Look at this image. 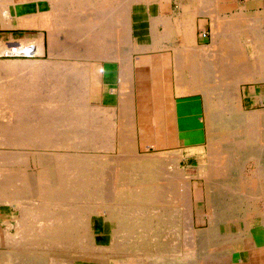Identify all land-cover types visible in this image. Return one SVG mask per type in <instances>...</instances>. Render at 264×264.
<instances>
[{"label":"bare ground","instance_id":"obj_1","mask_svg":"<svg viewBox=\"0 0 264 264\" xmlns=\"http://www.w3.org/2000/svg\"><path fill=\"white\" fill-rule=\"evenodd\" d=\"M85 6H88V3ZM88 15L65 16L55 12L50 18L52 20L49 33V65L32 63L33 65L26 67L25 72L27 73L21 75L15 82V87L0 91V105L2 106L0 110H8L11 114H16V121L12 125L9 126L8 122V125H6L7 123L0 124V148L6 150L0 149V179L10 178V183L13 182L11 183L13 187L7 188L8 191L6 188H1L3 193L0 195V204H8L16 212V216L12 220L4 222V225L0 224V261L2 259L3 264H119L113 260L114 255L117 256L123 252V254L125 252L155 254L154 257L144 258L149 260L158 257L162 249L166 246L170 248V244H172L174 246V248L171 247L172 251L177 253L184 251V248L190 249L188 251L190 257L197 258L193 259L196 261V263L192 262L193 264H207L203 260L202 262L198 261L201 257L199 255L210 254L211 251H217V249H226V259H230V264H232V260H234L233 244L236 241H241L244 247L250 249L253 261L254 250L260 249L261 244H264V233L255 237L247 234L246 223L251 218L250 216L243 217V219L239 217L240 220H238L243 222V225L239 226L241 235L239 234L238 237L235 234H232L231 237L226 236V245H223V242H215L210 246L208 242L205 245L199 244L195 241L199 235L188 236L183 221L185 219L187 222V217L191 218V231L194 232L196 228L193 223L197 222L198 224L204 219L203 223L207 218L209 225H212L209 228L210 231L216 230L213 233L216 235L218 223L223 221L220 219H224V216L211 219L212 204L216 203L215 209L222 208L223 212L220 214H224L226 210V217H230L232 214V212L227 213V210L234 209V214L236 211L240 213L245 210L242 208L248 205L247 202L252 199L251 193L254 186L260 183V177H264V133L262 128L257 130L245 127L244 123H227L226 118L231 120L239 118L236 114L237 110L227 108L226 93L209 92V96L207 95L210 97L207 103L209 112L206 113L215 121V124L207 127L208 153L205 155L206 158L201 163L197 175L198 178L203 179L205 188V199L202 203H195L193 200L192 171H181L177 169L176 164L173 167V160H176L175 155H170V153L168 155L140 154L138 152L136 132L140 134L142 150L152 146L156 149L159 144L154 140L162 137L160 129L155 130L154 127L141 125L137 131L138 127L131 125L126 127L125 135L129 138H126V141L120 143L118 147L120 152L122 148L124 153L121 152L122 156L118 158L110 159L111 155L108 154L117 149L113 139L114 116L107 111L109 109H101L99 105L102 101V92L105 90L102 89V83L109 84L114 79L109 71L100 76L99 72L94 69V65L89 66L85 62L99 59L98 57H104V59L116 57L112 50L114 45L111 43L113 42L107 38V31L111 34L114 25L113 19L107 17L108 14L104 12L100 15L102 17ZM122 16L123 20L119 23L121 27L123 23H128L126 14H122ZM103 17L104 19L101 20ZM96 29L105 33V40L92 39V31ZM216 29L218 28L216 27ZM236 31L232 30L233 34H226V41L229 40V43L237 44L236 34L238 32L236 33ZM251 31L254 32L252 29ZM228 32L226 31V33ZM166 33L168 32L166 31ZM243 33L245 34V32ZM158 35L156 34V36ZM254 35V44L260 46L256 35ZM77 38L79 43L74 42ZM218 38L216 37V39ZM95 42L100 49L99 52L96 51ZM152 42L154 41L152 40ZM21 44L7 46L8 50H2L0 54L5 55L13 48L21 49L26 46ZM37 46L39 47V45ZM37 46H34L36 54L41 51V48L38 49ZM89 52L91 55H88ZM61 58H69L74 62L70 64L56 62V59ZM14 66L12 65V67ZM75 66L79 70H75ZM257 68L255 69L253 65L249 70L260 71L259 67ZM66 69H72L74 75L71 79L72 87H68L71 91L64 94L62 80H64L63 73ZM122 71L125 73V70ZM179 74L180 71L176 75ZM121 77L123 91L120 95V102L125 107L124 110L129 109L128 114L131 116V97L126 86L127 80L124 75ZM191 77L195 82L199 79L197 73L192 74ZM243 78L244 76H241L242 80H244ZM176 81L174 82L177 83ZM92 83L95 85L90 86ZM110 92L114 93L113 90ZM15 95L22 96L24 99L18 101L15 99ZM212 100L215 102L210 103L213 102ZM78 103H80V107L77 106ZM26 104L31 105L32 108L28 110ZM230 112L232 115L228 116L231 114ZM120 113L121 111L116 114L121 115L122 113ZM244 119H253L257 122L259 120L258 126L264 127V110L256 112L255 116H246ZM129 120L132 122V116L129 117ZM192 130L186 131L187 138L197 140L198 132ZM194 131L195 133H192ZM173 132L174 129H170L169 135L173 136ZM226 141L233 143L236 149L229 153L237 159L233 162L226 161ZM12 149L28 151L16 153V151H11ZM32 155L33 158H31ZM29 162L37 168L38 166L42 167V171L36 176H31L23 186H17L13 178L15 170L21 165L26 166ZM247 164L252 167V171L249 176H242L240 170H246ZM106 184L107 187L110 186V191L115 192L114 195L107 197L104 194L103 188L105 189L104 185ZM227 190L234 192L235 195H225ZM24 193L32 195V201L30 200L31 203L27 205L19 203L24 199ZM253 198L256 199L254 195ZM226 200H230L233 204L227 205ZM206 207L209 209V215L199 219V216L206 212ZM92 215H103V219L108 223V243L98 244L91 239L90 218ZM256 217L260 219V226L264 229L263 216L259 214ZM196 219L197 221H195ZM214 235L212 238L219 240L216 236L213 237ZM188 238L191 240L193 238L192 246L188 244L189 248L186 245V242H189ZM220 243L221 245H219ZM123 254L120 256L121 259L124 258ZM139 256L141 257V255ZM212 260L215 261V259ZM147 264L151 263L147 262Z\"/></svg>","mask_w":264,"mask_h":264},{"label":"crops","instance_id":"obj_2","mask_svg":"<svg viewBox=\"0 0 264 264\" xmlns=\"http://www.w3.org/2000/svg\"><path fill=\"white\" fill-rule=\"evenodd\" d=\"M88 2L91 5L90 9L85 6ZM104 3L109 5L104 13L108 14L107 17L113 19L112 23L117 31H120L119 23L123 20L121 17L124 16H121L122 13L118 12L119 6L127 3L126 8L121 11L126 14L128 27L130 26L129 53L126 57L95 59L85 62L89 66L94 65V69L99 72L100 76L109 71L114 79L109 84L102 83V89L106 90H103V92L113 90L114 94L110 93V99H107L106 102L102 100L99 105L101 109H109L107 111L114 116L113 139L117 149L113 153H118L119 144L129 138L125 133L130 125L138 127L137 131H139L141 125L154 127L155 130L160 129L162 137L154 140L159 144L156 149L152 146L142 150L140 148V134L136 132V144L139 147L140 154L168 155L174 153L178 169L192 171L193 191H198L201 200H203L205 196V188L202 187L203 179L198 178L197 175L200 165L208 153L207 127L215 124V121L206 113L210 98L208 97L209 92L225 93L226 76L238 71L240 74H244V80H241L237 85L240 110L245 113L264 110V0H208V2L207 0H0V53L7 46L19 45L21 42H27V40L34 41L37 44L42 42L45 52L49 45L48 39L52 20L50 18L55 12L65 16H89L88 14H90L102 17L100 16L103 13L101 6ZM5 16L7 17L5 18ZM103 19L104 17L101 20ZM164 19L166 20L164 21ZM252 20L258 21L254 23L256 27L254 26L253 29L260 32V46L253 42V32L249 25ZM232 30L238 32L237 44H231L229 40L226 41V31ZM184 31L190 34L188 41L183 38L182 32ZM201 32H207L208 38L201 39L199 35ZM156 34L159 35L156 36ZM215 36L219 38L216 39ZM206 51L207 53H205ZM240 52L243 54L242 56ZM43 57H46V59H42ZM48 57L43 55L36 58L47 60ZM226 58L229 63L227 72ZM68 60L71 61L72 59L61 58L56 59V62L66 64L74 62V60L71 62ZM3 61L5 59H0V62ZM233 62L237 65H234ZM193 63L197 64L194 65ZM251 63H254L255 69L260 67V71L253 70L254 73L251 72L245 76V70L252 66ZM123 64L127 65L126 69L124 68L125 73L122 71ZM176 70H178V73L180 71L179 75H176ZM255 71H257V74ZM195 73L199 77L197 82L191 77ZM123 75L126 77V86L131 97L130 115L132 116V122L129 120V117H131L128 114L129 109L126 108L125 111V107L120 102V95L123 91L121 76ZM11 79L10 75L0 73V84ZM189 80L190 82H188ZM212 83L214 84L212 85ZM205 86L207 87L205 88ZM120 111L122 114L118 115ZM116 123H119V127ZM244 126L257 130L258 128L264 129V127L258 126L257 121L244 122ZM170 129H174L173 136L169 135ZM192 129L198 132L197 140L187 138L186 131L190 132ZM192 133H195V131ZM3 206L11 209L8 205ZM11 210L16 216V212L13 209ZM4 221H8L5 213L0 216V223ZM200 223L197 224L196 222V230L208 228L207 218H205V222ZM232 224H239L238 226H240L243 225V222L237 221V223H234L233 221ZM218 226L216 238L221 240L224 243L223 245H226V235L228 233H226V219L219 222ZM238 226L236 231L230 233L237 234L241 232ZM258 226H260V221L256 225H252L251 228H258ZM233 246L234 260H232V264H252L250 249L244 247L241 241H236ZM212 253L213 259H216L212 264H226V249H217ZM254 255L257 259L254 264H264V244H261L260 249L254 250Z\"/></svg>","mask_w":264,"mask_h":264},{"label":"rangeland","instance_id":"obj_3","mask_svg":"<svg viewBox=\"0 0 264 264\" xmlns=\"http://www.w3.org/2000/svg\"><path fill=\"white\" fill-rule=\"evenodd\" d=\"M91 2V1H90ZM92 3V2H91ZM126 6H127V3L124 5V3L122 4V5H120L119 6V13H122V14H125L123 11H121L122 9H125L126 8ZM89 9L91 8V5L89 4V2H88V6H87ZM102 9H101V11L102 12H105V10L107 9V8H109V5H107V4H103L102 6ZM116 14V13H115ZM122 16V15H121ZM80 17H82V16H80ZM128 21V20H127ZM255 21V22H254ZM251 22V21H250ZM256 22H258V21H256V20H252V22H251V25H250V27H251V29H253L254 28V23H256ZM113 27V26H112ZM119 27H120V31L118 30L117 31V29H115V25H114V28H113V31H112V33L110 34V32L109 31H107L108 32V35H107V38L108 39H111V42H113V43H111L112 45H114L113 46V53L114 54H116V57H113V59L114 58H121V57H126L127 55H128V53H129V47H128V44H129V36H130V32L127 30V28H128V23H123L122 24V27L119 25ZM256 27V26H255ZM112 29V28H111ZM110 29V30H111ZM254 30V29H253ZM106 32V33H107ZM117 32H119V33H117ZM253 32V31H252ZM183 33V37L185 38V41H188V39H189V36H190V34L188 33V32H186V31H184V32H182ZM233 34V32L232 31H230V32H228V33H226L227 35H229V34ZM260 32L259 31H254L253 32V35L255 34L256 35V38L258 39L257 41H258V43L260 44V41L259 40H261V37H260V34H259ZM105 34V33H104ZM103 33H101V31L99 30V29H96V30H93L92 31V34H91V36H92V39H96V40H98L99 41V39L100 40H105L104 38H105V35H104ZM254 35V36H255ZM118 36V37H117ZM236 36H237V34H236ZM227 38V37H226ZM201 39H204V38H202L201 37ZM78 40V38L74 41V42H76V43H79V40ZM29 41H27V42H24V43H22V44H24V45H27V44H33L34 46H37V45H39V47L37 46V48L39 49V48H41L40 50V52L39 53H37L36 55V57H40V56H49L50 55V41H49V39H48V49L47 50H45V52H44V49H43V47H41L42 46V42L40 43H33L34 41H32V42H29ZM97 42H95V48H97V50L96 51H98L99 52V47H97V44H96ZM128 43V44H127ZM188 43V42H187ZM21 44V45H22ZM20 45V44H19ZM14 47V46H13ZM5 50H8L7 48H5V49H3V51H5ZM226 54H227V52H226ZM241 55H243L242 53H240ZM3 54H0V56H2ZM88 55H91V52H89L88 53ZM102 55V54H101ZM97 56H98V53H97ZM102 56H104V55H102ZM49 58V57H48ZM99 59L101 58V59H104V57H98ZM0 59H5V61H3V62H0V73H4L5 72V74H7V75H10L11 77H12V79L11 80H7L5 83H2V84H0V91L1 90H9V89H12L13 87H15V82H17V80H18V78L19 77H21V75H23L24 73H27V72H25L26 71V67H29V66H31V65H33V64H35L36 62H37V64L39 63V64H43V66H47V65H49V63H50V61H49V59H47V60H40V59H38V58H32V59H23V58H3V57H0ZM42 59H46V57H43ZM64 59H69V58H64ZM99 59H97V60H99ZM106 59H108V58H106ZM91 60H93V59H91ZM33 61V62H32ZM47 61V62H46ZM33 63V64H32ZM47 63V64H46ZM234 63V65L236 64L237 65V63H235V62H233ZM9 67H8V66ZM12 65L15 67H12ZM21 65V66H20ZM229 65V63H228V60H227V58H226V72H227V66ZM251 67H253V65H254V63H251ZM9 68H7V67ZM2 67H3V69H2ZM20 67V68H19ZM126 67H127V65H125V64H123L122 65V70H125L126 69ZM251 67H249V68H251ZM13 68V69H12ZM125 68V69H124ZM249 68H247L245 71H246V74H245V76L246 75H248L249 73H251L252 71H250L249 70ZM260 68V67H259ZM75 70L77 69V70H79L78 69V67L76 68V66H75V68H74ZM230 69H231V67H230ZM237 69V68H236ZM3 70V71H2ZM7 70V71H6ZM19 70V71H18ZM24 70V71H23ZM16 71H18V73H16ZM23 71V72H22ZM234 71H236V70H234ZM13 72V73H12ZM22 72V73H21ZM10 73V74H9ZM73 75H74V73H73V70L72 69H66L65 70V72L63 73V78H64V80H62L63 81V93L64 94H66L67 92H69V91H71V87H72V85H71V79H72V77H73ZM243 75L244 74H240L238 71L235 73V72H233L232 73V75H230V74H228V76H226V106H227V108L229 109V108H231V109H236L237 110V116L239 117L238 119H235V120H231V119H227L226 118V121H227V123H236V124H239V123H244V122H247V121H254L253 119H244V117H246V116H248V117H252V116H255L256 115V112H260V111H256V112H253V113H249V112H247V113H245V112H243V111H241L240 110V107H239V100H238V91H237V85H238V83L242 80L241 79V76L243 77ZM62 81H61V83H62ZM14 82V83H13ZM91 83V82H90ZM95 83V82H94ZM94 83H92L90 86H94L95 84ZM61 85V84H60ZM3 87H4V89H3ZM7 87V88H6ZM68 87H70V88H68ZM13 92H15V90H13ZM110 93H113V92H110ZM109 92H102V100H103V102H106V100L107 99H110V97H111V94H110ZM114 94V93H113ZM15 99H17L18 101L20 100L21 101V99L23 100L24 98L22 97V96H19V95H15ZM229 100H230V102H229ZM231 100H232V102H231ZM235 101H237V102H235ZM81 103V102H80ZM80 103H78V107H80L79 106V104ZM229 103V104H228ZM234 103V104H233ZM231 104V105H230ZM29 104H26V108H28V110H30L31 108H32V106L31 105H29ZM19 106V104L17 105V107ZM0 107H2L1 105H0ZM230 109V111H232ZM229 111V110H228ZM31 112V111H30ZM7 113H9V114H7ZM231 114L230 115H228V116H231L232 115V112H230ZM2 114V115H1ZM11 112L9 111L8 112V110L7 111H4L3 109H2V111L0 110V124H2V125H5L4 123H9V126L10 125H12L15 121H16V119H15V117H16V114L14 115V113H12L11 115ZM26 114V113H25ZM13 116V117H12ZM4 120V121H3ZM260 121L258 120V122L257 123H259ZM8 123L6 124V125H8ZM15 126V125H14ZM262 131H263V133H264V129H262ZM231 141V140H230ZM146 147H148V146H146ZM158 148V147H157ZM1 150H4V151H6L4 148H0ZM235 149V147H234V144L233 143H231V142H227L226 141V161H235V160H237L236 159V157H234L233 155H231V154H229V153H231L232 151H235L234 150ZM251 149H252V147H251ZM138 150V152L140 153V150H139V148L137 149ZM145 150V149H144ZM11 151H16V153L17 152H23L24 150H14V149H12ZM26 151H28V150H25L24 152H26ZM121 152H123L122 151V148H121ZM120 152V150H119V148H118V153L117 152H115V153H117V154H115V153H113V152H111V153H109L108 155L110 156V159H114V158H118V157H120V156H122V153ZM227 152H228V154H227ZM238 152V151H237ZM124 153V152H123ZM107 155V158L109 157ZM170 155H175L174 153H170ZM31 158H33V155L31 156ZM174 161V163H173V167L175 166V164H176V160H173ZM177 166V169H178V165H176ZM101 167H103V166H101ZM100 167V168H101ZM15 169V168H14ZM13 169V170H14ZM169 170H171L172 171V169H169ZM203 170H205V169H203ZM42 171V167H39L38 166V168L37 167H35L34 166V164L33 163H31V162H29L26 166L25 165H21V166H19V167H17L16 168V170H15V174H14V180L16 181L15 183L17 184V186H23L24 185V182H26V180H28L29 178H31V176L33 177V176H36V175H38L40 172ZM185 171V170H184ZM252 171V167H250V166H248V164H247V166H246V170H240V174L242 175V176H245V175H247V176H249L250 175V172ZM243 172H245V173H243ZM5 179V180H4ZM10 178H1L0 179V195L3 193V191L1 190V188H11V187H13L12 186V184L11 183H13V182H11L10 183ZM259 180H260V183L259 184H257V185H255L256 186V188H255V186H254V189H253V191H252V199H250V202H247V204L248 205H246L247 206V208H246V206H244L242 209L245 211H241L240 213L238 212V211H234L236 214H234L233 213V210L232 209H230V210H227V213H231L232 212V214H231V216L230 217H226V213H225V211H224V214H220V212H223V210H222V208L220 207H217L216 209L214 208V206H215V204L216 203H214V204H212L211 205V207H213V208H211V219H213V218H218V217H223L224 216V219H225V217H226V233H227V235L226 236H232V234L233 233H230V232H234V231H236V227L238 226V225H236V224H232V222L234 221V219H235V221L237 222V221H239L240 219H239V217L241 218V219H243V217L245 218V217H256V216H259V214L261 215V216H263V219H264V177H260L259 178ZM18 181V182H17ZM10 183V184H9ZM199 183V182H198ZM104 186H106L105 187V189L107 190H105L103 187ZM102 188H103V192H104V194H106L107 195V197H109V196H112V195H114L115 194V192L114 191H110L111 190V188H110V186L109 187H107L108 185L106 184V185H104ZM204 186V184L202 183V187ZM8 189H7V191H8ZM262 189V190H261ZM256 193V194H255ZM232 195L233 196V194L235 195V193L234 192H228V190H227V192H225V195ZM29 195H30V197H29ZM253 195H254V197L256 198V199H254L253 198ZM262 199H261V198ZM204 199L205 198H203V200H201V197H200V195H199V192L197 191V192H194L193 193V200H194V202L195 203H197V202H200L201 201V203L204 201ZM32 201V195L30 194V193H24V199L23 200H21L19 203L20 204H24V205H27V204H29V203H31V201ZM200 200V201H199ZM249 201V200H248ZM251 201H253V202H251ZM257 201V202H256ZM222 203H225V202H222ZM222 203H220V204H222ZM229 203L230 204H233V202H231L230 200H226V204L227 205H229ZM1 206H0V216H3V214L5 213V216L8 218V221H4V222H9L10 220H12L13 219V216H14V214H13V211L11 210V209H13V207L12 206H10V205H8V204H0ZM3 205H8V206H10L11 207V209L10 208H7V207H5V206H3ZM262 206V207H261ZM249 207V208H248ZM179 209H180V207H179ZM14 210V209H13ZM216 210V211H215ZM248 211V212H247ZM256 211V212H255ZM258 211V212H257ZM219 212V214H220V216H219V214H217ZM246 212H247V215H246ZM262 212V213H261ZM239 213V214H238ZM254 213V214H253ZM233 214H234V216H233ZM244 215V216H241V215ZM207 215H209V209H208V207H206V212L205 213H203V214H201V216H199V219L200 218H205V217H207ZM238 215V216H237ZM253 215V216H252ZM236 217H238L237 219H236ZM184 218H186V217H184ZM188 218V219H187ZM186 219V221L187 222H185V219H184V226L187 228L186 230L188 231V232H186V234H188V236H192V234H194V235H199L198 237L199 238H196V240L195 241H197L199 244H203V245H205V244H207V242H208V245L210 246V244H212V243H215V242H222L221 240H216L215 238H212V235H214L213 233H214V231H216V230H213V231H210V226H212V225H208V228H206V229H204V230H197V231H195L194 230V232H192L191 231V225H192V220H191V218L189 219V217H187ZM249 219V220H247V222L248 223H246L245 225H246V228H247V230H246V232H247V234H249V235H252L253 237H255V236H257V235H261L262 233H264V229H262L261 228V226H258V228H254V229H252L251 227H252V225H256L257 223H259V221H260V219H258V218H253V220L252 219ZM224 219H220V220H224ZM239 219V220H238ZM103 220V221H102ZM189 220V221H188ZM204 220V219H203ZM203 220H201L200 222H201V224H202V221ZM233 220V221H232ZM234 221V223H236ZM3 222V223H4ZM3 223H0V224H3ZM187 223H188V225H187ZM264 223V222H263ZM194 224V226H195V228H196V223H193ZM4 225V224H3ZM189 225H190V227H189ZM205 226V225H204ZM239 227V226H238ZM90 228H91V239L92 240H94V241H96L98 244H106V243H108V240H109V238H108V233H109V225H108V223L107 222H105V220L103 219V215H92L91 216V218H90ZM11 233H12V231H10ZM100 233H102V234H100ZM190 234V235H189ZM240 233H237V234H235L237 237L238 236H240L239 235ZM216 235H214L213 237H215ZM195 237V236H194ZM236 237V238H237ZM235 238V236L233 237V239ZM242 238V237H241ZM204 240V241H203ZM188 241L189 242H186V245H187V247L189 248V245L190 246H192V242H193V238H192V240H191V238H188ZM189 244V245H188ZM219 245H221V244H219ZM212 246V245H211ZM174 248V246L172 245V244H170V248H168L167 246L164 248V249H162V251H161V253L159 254V256L158 257H156V258H153V259H149V260H146V259H144V258H147V257H149V258H151V257H154L155 256V254H153V255H151L150 253H147V252H143V253H133V252H125V254H123V253H120V254H117V256L116 255H114V261L115 262H117V263H119V264H147V262H150L151 264H184L185 262V264H188V263H190V264H193L192 262H195L196 263V261L194 260L193 261V259H197V258H192V257H190L191 255H189L188 253H190V252H188L190 249H187V248H184V251H180L179 253H177V252H174V251H172V248ZM202 252V251H201ZM212 252H214V251H211L210 252V254H205V253H202L201 255H199V256H201L199 259L200 260H198L199 262L201 261L202 262V260H203V262L204 263H207V264H212L213 263V257H212ZM165 253V254H164ZM167 253V254H166ZM207 253V252H206ZM124 255V258L122 257V259H121V255ZM141 255V257L139 256V255ZM193 254V253H192ZM135 255V256H134ZM189 255V256H188ZM116 256V257H115ZM129 256V257H128ZM132 256V257H131ZM188 256V257H187ZM256 256V255H255ZM254 256V259L255 260H253L252 262H253V264L255 263V261L257 260L256 259V257ZM120 257V258H119ZM143 257V258H142ZM216 257V256H215ZM129 258H131L130 260H128ZM212 258V259H211ZM125 259V260H124ZM186 260H188V261H186ZM207 260V261H206ZM216 260V259H215ZM172 261V262H171ZM177 261V262H176ZM128 262V263H127ZM141 262V263H140ZM161 262V263H160ZM0 264H3L2 263V259H1V261H0ZM226 264H230V259L229 260H227L226 259Z\"/></svg>","mask_w":264,"mask_h":264},{"label":"built area","instance_id":"obj_4","mask_svg":"<svg viewBox=\"0 0 264 264\" xmlns=\"http://www.w3.org/2000/svg\"><path fill=\"white\" fill-rule=\"evenodd\" d=\"M200 37L206 39L208 38L207 32H201ZM36 50L32 44H28L21 49H11L8 54L2 55L3 58H23V59H32L36 58Z\"/></svg>","mask_w":264,"mask_h":264}]
</instances>
